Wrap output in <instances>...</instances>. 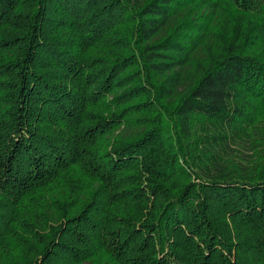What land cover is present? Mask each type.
Wrapping results in <instances>:
<instances>
[{
    "label": "trees",
    "instance_id": "trees-1",
    "mask_svg": "<svg viewBox=\"0 0 264 264\" xmlns=\"http://www.w3.org/2000/svg\"><path fill=\"white\" fill-rule=\"evenodd\" d=\"M0 264H264V0H0Z\"/></svg>",
    "mask_w": 264,
    "mask_h": 264
}]
</instances>
